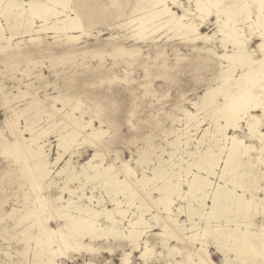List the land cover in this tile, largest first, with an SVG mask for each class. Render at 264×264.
<instances>
[{"label": "rangeland", "instance_id": "obj_1", "mask_svg": "<svg viewBox=\"0 0 264 264\" xmlns=\"http://www.w3.org/2000/svg\"><path fill=\"white\" fill-rule=\"evenodd\" d=\"M73 1L75 12L82 19L86 30V33L77 41L68 39L63 32L55 33L52 30L32 35L19 31L20 33L18 32L12 38L10 37L12 27L8 28L7 23L2 21L4 25H2L3 28L0 26L1 32L4 37H10L7 38L10 48L6 44V39H0V126L4 127L3 120L7 113L10 114L8 107L13 106L16 110H19L17 108L24 110L25 102L31 98L28 95L31 94L44 101L43 113L37 121H32L34 111L27 109L18 117L17 125L21 129L29 126L32 134L43 132L44 136L41 139L43 142L49 141L50 149L48 150L46 147L49 160L53 161L57 152L61 155L58 164L53 165L54 170L62 166L70 157L75 162V166L79 167L88 161L94 152V147L90 146L88 142L82 141V135L78 137V142L72 146V150L63 152V149L57 147L58 134L69 130L64 126L63 120L74 116L77 120L82 121L91 119L93 128H100L104 131L100 137L101 143L98 149L105 152L106 155L104 158H98L97 161L102 160L103 163L112 161L118 167L122 165V162L125 163L133 169V172L129 174L132 179L140 177L144 173L152 178V167L162 163L165 167L164 176H168L167 171L170 174L176 172L177 176L174 177V180L178 179L181 190H186L187 180H191L195 172L206 176L205 171L191 163L200 160L206 147V142L201 141L202 138H205L203 131L206 129L212 131L215 123L205 116L208 115L209 109L201 112L197 117L190 118L186 117L185 110L197 114L192 102L196 101L203 94L208 83L215 79L220 61L197 50L195 44L170 38V31L159 30L146 41L135 42L132 39H125L130 28L129 26H119V24L126 20V14L130 12L136 0ZM180 1L185 5L191 4L190 0ZM223 1L226 4L230 2V0ZM254 7L255 5H250L251 11H255ZM172 9L178 14L182 13L180 7L174 6ZM243 18L241 14L235 15L229 19V23L244 26ZM215 21L216 15L210 12V15L202 21L200 31L212 34L217 28ZM216 33L220 35H216V40H218L221 33ZM68 34L76 35L80 32L76 30ZM256 42V38H252L249 46L255 47ZM214 45L218 51H221L218 42H215ZM198 46L202 47V44H198ZM6 47V50H2ZM203 48L205 50L207 47ZM21 91L30 94L24 92L22 95L26 98L22 100H19L18 96L12 98V95H17ZM53 96L56 97V100H50H55L53 104L59 108L57 112L52 111L51 102L53 101L48 99ZM76 102L81 104L77 108L73 106ZM255 112L260 113V111ZM203 117L206 118L203 119ZM222 123L224 122L222 121ZM259 129L264 131V125H261ZM243 130L244 127L241 132ZM88 131L90 128L85 129L86 133ZM29 132L24 130L22 135L29 138L31 133ZM227 132L231 135L232 133L237 134L239 131L233 132L231 128H228ZM241 132L239 134H242ZM4 134L8 137L7 139L12 140L7 131H4ZM175 138H180L179 144H173L172 141ZM187 138L189 139L187 140ZM252 139L247 138L246 140L248 142ZM185 141L187 142L184 143ZM254 143L255 149L251 150V157H255L259 154V150L263 149L261 154L264 159L262 143L257 141ZM1 152L0 264H38L39 261L34 255L33 242L20 239L23 224H15V218L32 204L33 197L28 194L27 181L18 164L12 157L3 155ZM29 158L31 160V157ZM219 164L221 163L219 162ZM260 167L262 171L259 169ZM242 168L247 169L244 176L248 180L254 178L258 181L251 187L257 188L258 184H264V166H259L256 169ZM117 172L118 176L123 178L118 169ZM221 172L220 166H217L214 168V174L209 175L212 184L206 189L208 195H211L210 193L213 192L217 183L222 184ZM51 175V179L54 181L51 185L53 188L50 194L47 192L46 196L42 197L49 204L57 198V186L62 182L55 174ZM182 176L184 177L182 178ZM160 177L148 182L143 188L154 198H158L161 193L157 188L163 184L164 177ZM100 181L101 178H95L92 182L71 181L68 186L78 190L80 189L78 186L82 185L81 188L87 198L86 200L84 197L82 202L90 203L89 206L92 205L100 209L101 205L105 203L107 209L116 208L119 205V208L126 209L127 213L117 216L120 218L118 226L125 231L124 233H128L127 226L129 224L126 223H128L129 216L130 219H135L139 213L137 205H139L140 196H133L127 189H121L117 193L113 192L111 186L101 185ZM47 182V179H44L40 182V186H45ZM253 192L261 197L264 196L263 190L255 189ZM77 193L71 194V196L75 197ZM176 196V193L172 195L174 206L182 208L178 217V225L186 227L183 235L189 234L200 226L203 227L202 216L195 214L188 219V212L189 208L199 212L202 205L203 208H208L211 204L210 198L207 197L204 204L198 205V201L196 202L189 196L178 199ZM68 197V192L63 191L59 204H66ZM89 199L90 201H88ZM97 199L102 202L97 203ZM112 200L119 201L115 203ZM50 208L51 206L48 208L51 210L48 214L53 212V218L49 217L47 225L54 228L57 225V217L54 210ZM147 209H142L147 224L142 225L144 231L140 234V239L138 238L139 245L135 246V243L125 235L96 237L91 241L90 248L93 249L75 246V250L74 246H71L66 253L64 249V251L60 250L61 253H57L54 257L55 262L85 264L94 260L95 264H144V262L145 264H175L176 261L180 262L184 258V254L176 253L172 246L186 249L187 252L194 251L193 245H196L197 242L193 244L165 237L162 221L165 212L157 210L156 207H152L148 211ZM255 211L256 225H263L264 209L256 206ZM173 212H177V210H173ZM155 214L159 215V219L155 218ZM259 219L260 221L257 222ZM204 238L205 250L208 252L212 264H225L226 258L233 256L231 251L217 248L215 243L220 240L216 241L207 236ZM84 241H88L87 236L84 237ZM146 246L149 250L147 254L142 255ZM53 248L57 250V244ZM63 252L64 255H62ZM187 264L193 263L188 262Z\"/></svg>", "mask_w": 264, "mask_h": 264}, {"label": "bare ground", "instance_id": "obj_2", "mask_svg": "<svg viewBox=\"0 0 264 264\" xmlns=\"http://www.w3.org/2000/svg\"><path fill=\"white\" fill-rule=\"evenodd\" d=\"M190 1L191 4L185 5L180 0H136L130 12L126 14V20L119 24V26H129L130 28L124 37L125 39H132L135 42L146 41L159 30L170 31V38L195 44L197 50L220 61L215 79L209 82L203 94L192 102L197 114L185 110L186 117L190 118L197 117L198 114L209 109L208 115L205 116L215 123L212 131L209 129L203 131L205 138H202L201 141L206 142L205 150L201 154L200 160L191 163L198 169L205 171L206 176L195 172L192 179L187 180L186 190H181L178 179L174 180V177L177 176L176 172L170 174L167 171L168 176H164L165 167L162 163L152 167V178L144 175V173L140 177L132 179L129 174L133 172V169L125 163L122 162V165L118 167L112 161L107 163H103L102 160L97 161L98 158H104L106 155L105 152L98 149L101 143L100 137L104 131L100 128H93L91 119L82 121L77 120L74 116L63 120L64 126L69 130L58 134L59 136L56 138L57 147L63 149V152L68 151L78 142V137L82 135V141H86L94 147V152L91 158L79 167L75 166V162L70 157L62 166L54 170L53 165L58 164L61 155L57 152L54 160H49L48 152H46V147L48 150L50 149L49 141L43 142L41 139L44 136L43 132L32 134L29 126L24 125V129H21L17 125L18 117L27 109L34 111V118L31 120L37 121L43 113L44 101L26 91L12 95V98L18 96V99L22 100L26 98L22 95L25 92L30 94L28 96L31 98L25 102L24 110L23 108L16 110L13 106L8 107L10 114L6 112L7 115L3 120L4 127L0 126L2 150L0 152L12 157L18 164L27 181L28 194L33 197L32 204L28 208L22 209L23 212L15 218V224H23L20 239L33 242L34 255L39 261L38 264H59L55 262L54 257L57 253H61L60 250H65L66 253L71 246H74L75 250V246L90 248L91 241L101 236L118 237L125 235L135 243V246L139 245V236L144 231L142 225L147 224L142 209H152V207L165 212L162 221L163 231L167 239L188 241L193 244L197 242L196 245H193L194 251L191 252H187L186 249H178L175 245L172 246L176 253L184 254V258L180 262L176 261L175 264H187L188 262L212 264V260L205 250V236L212 237L216 241L220 240L215 243L219 250L225 248V250L233 253L232 257L226 258L225 264H264V224L257 226L254 221L256 206L264 209V196L261 197L253 192L255 189L264 192V184H258L257 188L251 187L257 180L254 178L248 180L244 176L247 169L242 168L256 169L259 166H264V159L261 154L263 149H260L259 154L255 157H251V150L255 149V141L262 143L261 148H264V131L259 129L261 125H264V0H230L227 4L223 3V0ZM73 4V0H28L26 2L23 0H0V26L3 28L2 21H5L8 28L12 27L10 34L12 38L19 31L32 35L45 30H52L55 33L63 32L68 39L77 41L86 33V30L82 19L75 12ZM251 4L255 5V11H251ZM174 6L180 7L182 13L178 14L174 11L172 9ZM210 12L216 15L215 22L217 23L216 31L212 34L200 31L202 21L210 15ZM240 14L244 17V26H238L237 23L231 25L229 19ZM1 28L0 39H6V44L10 48L9 39H7L10 37H4ZM76 30L80 34H68ZM216 32L221 33L218 40H216V35H218ZM252 38L257 40L255 47L249 46ZM215 42L219 43L221 51L216 49ZM198 44H202V47H199ZM203 47L207 48L204 50ZM6 49L7 47L2 50ZM48 99L56 100V97L53 96ZM55 100H50L53 101L51 102L53 112H57L59 109L53 104ZM80 105L79 102H76L73 106L77 108ZM17 111H21L20 114ZM254 111H260V113H254ZM26 117L25 119H27ZM205 118L203 117V119ZM243 127L244 130L241 132ZM86 128H90L88 133L85 132ZM228 128H231L233 132L239 131L242 134L238 132L230 135L227 132ZM24 130L31 132H29V138L22 135ZM4 131L10 134L12 140L7 139ZM247 138L253 139L247 142ZM172 142L179 144L180 138H175ZM217 166H220L222 170L220 174L222 184L217 183L213 192L210 193L211 195H208L206 189L212 184L209 175L214 174V168ZM117 169L122 173L123 178L118 176ZM51 174H55L62 182L57 186V198L49 204L42 197L46 196L45 193L47 192L50 194L53 188L51 185L54 181L51 179ZM158 177H164V182L158 188L156 187L161 193L158 198H154L143 188L148 182ZM95 178H101L99 183L104 186H111L113 192L116 191L117 193L121 189H127L133 196H140V202L137 205L139 213L135 219H130L129 216L128 223H126L129 224L127 226L129 228L127 229L128 233H124L125 231L118 226L120 218L117 216L127 213L126 209L119 208L120 205L116 208L107 209L105 203L101 205L102 208L100 207V209L92 205L89 206L90 203L82 202V199L86 198V194L81 188L82 185L78 186L81 190L68 186L71 181L92 182ZM44 179H47L48 182L42 187L40 182ZM63 191H67L69 197L66 199V204H59ZM75 193L77 195L72 197L71 194L75 195ZM174 193H176L177 199L189 196L196 202L198 201V205L204 204L203 202L207 197L210 198L211 204L209 206L206 204L208 208H203L202 205L199 212L195 209L190 210V208L188 212V219L195 214L202 216L203 227L200 226L194 231L190 230L189 234L183 235L186 227L178 225V217L182 208L174 206V198L172 197ZM91 197L93 196L91 195ZM100 199H97V203L102 202ZM116 201L114 202L116 203ZM50 206L57 217V225L54 228L47 225L49 217L52 216L53 218V212L48 214L51 211L48 210ZM173 210H177V212H173ZM155 215V218L159 219V215ZM259 221L260 219L257 222ZM85 236L88 238L87 242L84 241ZM55 244H57V250L53 248ZM91 249L93 248L91 247L89 250ZM148 250L149 248L146 246L142 255L147 254ZM93 262L95 261L93 260ZM93 262L89 261L85 264L96 263Z\"/></svg>", "mask_w": 264, "mask_h": 264}]
</instances>
